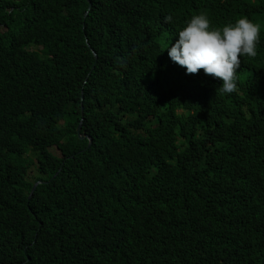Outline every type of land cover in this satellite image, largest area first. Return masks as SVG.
<instances>
[{
	"label": "trees",
	"instance_id": "obj_1",
	"mask_svg": "<svg viewBox=\"0 0 264 264\" xmlns=\"http://www.w3.org/2000/svg\"><path fill=\"white\" fill-rule=\"evenodd\" d=\"M199 13L260 26L234 93ZM0 264H264V0H0Z\"/></svg>",
	"mask_w": 264,
	"mask_h": 264
},
{
	"label": "clouds",
	"instance_id": "obj_2",
	"mask_svg": "<svg viewBox=\"0 0 264 264\" xmlns=\"http://www.w3.org/2000/svg\"><path fill=\"white\" fill-rule=\"evenodd\" d=\"M259 34L260 26L247 17L212 27L206 14L199 13L186 21L176 34L175 43L166 48L170 60L182 66L186 74L203 69L204 74L220 80L221 94H231L236 91L235 74L241 58L257 55Z\"/></svg>",
	"mask_w": 264,
	"mask_h": 264
},
{
	"label": "water",
	"instance_id": "obj_3",
	"mask_svg": "<svg viewBox=\"0 0 264 264\" xmlns=\"http://www.w3.org/2000/svg\"><path fill=\"white\" fill-rule=\"evenodd\" d=\"M92 8H93V2H92V5H91V9H92ZM88 14H89V13H88ZM96 57L98 58V54H96ZM82 98H83V96H82ZM81 129H82V121H81V123H80V125H79V127H78L77 132H78L79 138H80V139H84L85 136L81 133ZM91 142H92V140H91ZM55 177H56V176H55ZM55 177H53V179H54ZM40 184H42V182H40V183H38V184L36 185V187L34 188V190H33L32 194H31V197H30V198H32V197L34 196V194L36 193V191H37V189H38V187H39Z\"/></svg>",
	"mask_w": 264,
	"mask_h": 264
},
{
	"label": "rangeland",
	"instance_id": "obj_4",
	"mask_svg": "<svg viewBox=\"0 0 264 264\" xmlns=\"http://www.w3.org/2000/svg\"><path fill=\"white\" fill-rule=\"evenodd\" d=\"M38 51V47L35 48Z\"/></svg>",
	"mask_w": 264,
	"mask_h": 264
}]
</instances>
